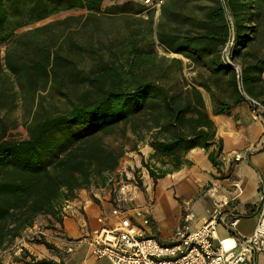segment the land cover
Segmentation results:
<instances>
[{"label":"trees","instance_id":"obj_1","mask_svg":"<svg viewBox=\"0 0 264 264\" xmlns=\"http://www.w3.org/2000/svg\"><path fill=\"white\" fill-rule=\"evenodd\" d=\"M104 1L0 0V247L39 217L61 222L79 190L103 187L127 135L154 182L190 165L194 148L219 171L212 116H229L243 103L251 108L252 99L264 107V48L257 47L264 0H166L155 26L148 17L108 53L72 38V24L140 15L144 7ZM155 43L188 60L189 80L182 60L158 56ZM82 53L93 63L87 69L74 58ZM47 93L66 107H45ZM24 104L32 108L27 136L11 139L7 115ZM111 136L113 146L105 142ZM138 144L153 152L143 158ZM32 240L52 248L43 237Z\"/></svg>","mask_w":264,"mask_h":264},{"label":"crops","instance_id":"obj_2","mask_svg":"<svg viewBox=\"0 0 264 264\" xmlns=\"http://www.w3.org/2000/svg\"><path fill=\"white\" fill-rule=\"evenodd\" d=\"M212 120L216 125V137L221 139L218 160L226 166L225 170L218 171L208 160L204 149L194 148L186 155L190 165L157 181L155 204L143 200L139 188L136 192L139 203L150 205L152 223L149 232L161 243H167L179 225L181 203L190 205L195 216L194 227L207 216L213 200L230 199L233 181H239L242 188V194L225 207L239 217L233 236L246 237L254 228L256 205L264 192V122L262 119L251 118V109L247 103L234 108L229 116H212ZM139 151L146 157L153 152L145 144H141ZM238 153L242 157L234 160V155ZM213 187H216V191L211 195L209 189ZM92 190L93 187L77 192L76 198L63 207L61 222L52 219L48 221V218H41V221L37 219L34 225L40 226V235L30 236L23 230L12 243H4L5 246L0 247V264H33L40 260L45 261L44 264H111L106 259L91 256L85 243L71 244L88 235L98 225V216L108 214L109 208L105 205L107 195L100 192L102 197L99 201ZM160 202L167 208L166 222L158 221L160 216L154 213ZM226 235L228 233L224 227L218 225L217 237L223 238ZM40 237L52 248L32 240ZM69 246H72V251L67 252ZM255 264H264V256H257Z\"/></svg>","mask_w":264,"mask_h":264},{"label":"built area","instance_id":"obj_3","mask_svg":"<svg viewBox=\"0 0 264 264\" xmlns=\"http://www.w3.org/2000/svg\"><path fill=\"white\" fill-rule=\"evenodd\" d=\"M139 3L144 7L140 15L147 11L158 15L164 0H139ZM250 106L251 118L264 122V107L253 99ZM241 157L235 154L234 160ZM219 168L223 171L226 166L221 163ZM137 182L133 174L118 167L95 193L98 200L100 192L107 195L108 214L98 216V225L71 244L83 242L91 256L106 259L111 264H255L257 256H264V192L256 205L254 228L246 237L233 236L239 217L225 208L242 194L240 182L233 181L230 199L213 200L207 216L194 227V213L189 204H184L179 225L168 242L161 243L149 232L150 205L138 202ZM215 191L216 187L209 189L211 195ZM218 225H222L228 235L218 238ZM40 231L39 225H33L24 232L37 236ZM70 251L72 246L67 248V252Z\"/></svg>","mask_w":264,"mask_h":264},{"label":"rangeland","instance_id":"obj_4","mask_svg":"<svg viewBox=\"0 0 264 264\" xmlns=\"http://www.w3.org/2000/svg\"><path fill=\"white\" fill-rule=\"evenodd\" d=\"M124 0H105L103 6H109L115 3H121ZM139 2V0H135ZM166 0H164L165 3ZM188 11H195L194 5L190 4L187 6ZM66 16V14H59L47 22L61 20ZM145 16L152 17L153 26H155L157 22L158 15L154 11H147L145 14L142 15H131V14H121V15H100L97 18H90L87 21L84 19L80 20L79 25L74 23L72 24V34L71 37L74 38L76 41L84 44V45H91L93 47H99L102 45V51L108 53L107 48H114V46L122 41L131 31L136 29L144 28L143 21L146 20ZM257 47L264 48V16L261 19V24L259 27V36L257 39ZM1 53L3 54L4 47H0ZM154 51L157 53L158 56H166V57H174L177 59H181L184 65L183 74L184 77L189 80L190 77L194 74L188 67L185 65L188 63V60L180 55L175 54H166L163 52L160 46H157L155 43ZM76 62L79 67H84L87 69L88 67L92 66V60L87 56V54L82 53L81 55L74 56ZM92 63V64H91ZM43 105L46 107L53 108L55 110H61L66 107V103L59 99L57 96H54L53 93H47L43 99ZM207 108L210 110L208 99L206 98ZM28 105L24 104L20 106L7 115V121L9 124V138L19 140L23 139L27 136L26 131V124L29 122L31 112L28 110ZM29 109H32L31 107ZM30 113V114H29ZM105 142L108 145H115L116 137H105ZM124 145V154L122 159L119 163V168L121 171L125 170L128 174H133L135 179L138 182H141L140 190L143 194V200L147 201V203H151L152 205L156 202V195L155 185L157 183L151 180L144 169L141 168L140 156L138 151H132L131 148L133 147V140L129 135L126 136L125 139L120 141ZM141 144H138V150H140ZM142 155L143 153L139 151ZM145 158L146 156H142ZM147 158V157H146ZM145 158V159H146ZM137 161V164L135 163ZM91 188V187H90ZM97 188L93 187L92 192H95ZM100 197L102 195L99 194ZM140 201V200H139ZM182 203L180 204V210L182 213L183 210ZM167 208L166 206L160 202L155 209V215L160 216L158 221L166 222L168 221L167 218ZM38 220H43L40 217ZM195 220L192 222L194 224ZM160 226V225H159ZM169 226V225H168ZM168 242V241H167Z\"/></svg>","mask_w":264,"mask_h":264}]
</instances>
